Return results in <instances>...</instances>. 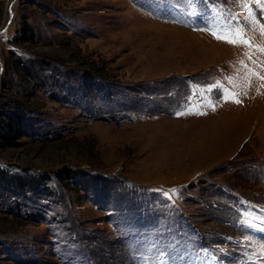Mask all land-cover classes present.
I'll use <instances>...</instances> for the list:
<instances>
[{
    "label": "rangeland",
    "instance_id": "obj_1",
    "mask_svg": "<svg viewBox=\"0 0 264 264\" xmlns=\"http://www.w3.org/2000/svg\"><path fill=\"white\" fill-rule=\"evenodd\" d=\"M254 21L255 0H0V104H26L0 167L31 180L2 191L0 264H264V53L204 30L264 45Z\"/></svg>",
    "mask_w": 264,
    "mask_h": 264
},
{
    "label": "snow or ice",
    "instance_id": "obj_2",
    "mask_svg": "<svg viewBox=\"0 0 264 264\" xmlns=\"http://www.w3.org/2000/svg\"><path fill=\"white\" fill-rule=\"evenodd\" d=\"M255 2L260 5L262 12H264V0H255ZM244 6L247 7L246 2L244 4ZM254 23L258 24L260 34L262 36H264V24L259 23L257 21H254ZM204 30L210 31V33L218 40H224L227 43H230L233 45H244L249 49L254 47L259 52L264 53V45L254 44L252 39L247 37L243 26L219 25V24H217L215 26L209 27V28L204 29ZM245 55L248 57L249 60H252V55L250 52L245 53ZM239 63L241 65H243L244 68H246V69L248 68V65L245 64V62L243 60L239 61ZM253 63H256V61H253ZM248 71H249L250 75L256 76L260 80H264V76H262L259 72L254 71L252 69H249ZM228 80L230 82H234L235 78L234 77H228ZM218 87H221L219 82H217L216 84H213L211 86V88H218ZM211 88L209 89V91L211 90ZM238 97H239V93H237L235 91H231L227 88H225L222 92V98L226 102L231 100L234 103H241V101ZM208 103L211 104V101H208ZM212 106L214 107V105H212ZM192 110H193L192 108L188 109V111H192ZM176 114L179 116V115H184L185 113L184 112H178ZM197 114L204 115L206 113L197 111ZM173 191H175V190H173ZM260 247H261V253H262V255H264V244H262Z\"/></svg>",
    "mask_w": 264,
    "mask_h": 264
},
{
    "label": "trees",
    "instance_id": "obj_3",
    "mask_svg": "<svg viewBox=\"0 0 264 264\" xmlns=\"http://www.w3.org/2000/svg\"><path fill=\"white\" fill-rule=\"evenodd\" d=\"M8 88L4 85V90ZM7 98V97H6ZM26 104L20 100L7 98V100L0 104V146L11 145L16 140L21 139L25 134L24 132V120L26 118V112L23 109ZM8 169L0 167V201L3 196L2 191L6 188L7 184L10 187V180L17 175L9 177L7 173ZM21 181L18 183L25 186L28 180L25 178H19ZM16 182V178H14ZM31 181V180H29ZM34 183V182H33ZM8 187V188H9ZM12 187V186H11ZM10 187V188H11ZM24 189V188H22ZM2 212L5 210H1Z\"/></svg>",
    "mask_w": 264,
    "mask_h": 264
}]
</instances>
